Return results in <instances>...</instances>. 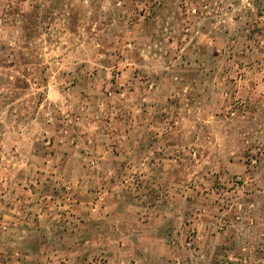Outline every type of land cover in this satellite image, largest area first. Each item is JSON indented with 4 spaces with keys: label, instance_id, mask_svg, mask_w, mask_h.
<instances>
[{
    "label": "rangeland",
    "instance_id": "374dc122",
    "mask_svg": "<svg viewBox=\"0 0 264 264\" xmlns=\"http://www.w3.org/2000/svg\"><path fill=\"white\" fill-rule=\"evenodd\" d=\"M0 142V264H264V0H0Z\"/></svg>",
    "mask_w": 264,
    "mask_h": 264
},
{
    "label": "crops",
    "instance_id": "0c3cea01",
    "mask_svg": "<svg viewBox=\"0 0 264 264\" xmlns=\"http://www.w3.org/2000/svg\"><path fill=\"white\" fill-rule=\"evenodd\" d=\"M1 143V142H0ZM0 162L1 163H4L6 161H13L12 158L4 153H2L0 151ZM2 158V159H1ZM1 167V166H0ZM14 169L15 167L11 164V165H8L6 166V170L7 172L5 173H0V184L4 185V186H7L9 187L11 185V183H16V182H23V176L21 175H18V173L14 172ZM11 179H16V182L14 181H10ZM8 180V181H7ZM16 185L19 186V184L16 183ZM156 216V215H155ZM152 220V219H151ZM153 222V221H150V223ZM145 223H143V228H146L147 225H144ZM137 234H141V238H143L145 235L144 233H137ZM237 240H240V237H236ZM240 244V243H239ZM238 245V244H237ZM152 254V255H151ZM171 256H176V253H171ZM148 259H151L152 261L154 262H158V261H163L165 262V257L163 256V254H160V253H153V252H150V255L147 256ZM180 264V263H179ZM182 264H189V262H185L183 261ZM200 264V263H199Z\"/></svg>",
    "mask_w": 264,
    "mask_h": 264
}]
</instances>
